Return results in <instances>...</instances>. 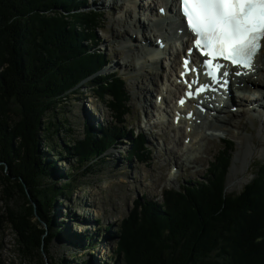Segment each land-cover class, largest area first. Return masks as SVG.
<instances>
[{
  "label": "trees",
  "instance_id": "obj_1",
  "mask_svg": "<svg viewBox=\"0 0 264 264\" xmlns=\"http://www.w3.org/2000/svg\"><path fill=\"white\" fill-rule=\"evenodd\" d=\"M83 2L0 0L1 199L8 202L16 193L24 198L18 209L6 205L0 232L10 224L19 250L31 261L44 262L43 248L47 251L49 241L55 234L61 236L63 228L62 222L51 227L55 218L50 212L53 198L61 193L43 181L52 168L50 162L44 164L40 146L53 135L51 128L57 133L60 125L48 116L68 96L69 88L76 90L81 80L108 61L90 47L102 29L101 15L81 10ZM91 80L102 97L108 94L116 124H108L100 134L91 130L93 137L76 138L66 148L83 165L115 145L129 112V93L121 76L101 73ZM145 137H132L129 160L145 155ZM233 143L228 141L229 149ZM58 149L63 155V148ZM225 157L226 162L212 163L206 180L182 191H165L163 204L145 196L136 200L117 232L116 261L142 264L144 256L143 264H264V163L239 193H226L231 153ZM67 179L61 192L74 181L71 174ZM213 203V213L203 218ZM74 237L78 240V235Z\"/></svg>",
  "mask_w": 264,
  "mask_h": 264
},
{
  "label": "rangeland",
  "instance_id": "obj_2",
  "mask_svg": "<svg viewBox=\"0 0 264 264\" xmlns=\"http://www.w3.org/2000/svg\"><path fill=\"white\" fill-rule=\"evenodd\" d=\"M84 1L86 7H80L81 10L96 11L102 18L100 26L103 30L98 29L99 37L92 46L90 45L91 50L99 51L97 53L107 57L110 64L101 71L86 76L79 82L76 90L69 88L68 96L63 98L48 116V119L56 120L60 125H58L57 133H54L56 130L53 127L51 128L53 135H50L49 141L44 139V145L40 146L41 155L45 160L44 164L50 162L49 166L52 168V170H49L52 175H47L43 181L49 187L53 185L57 192L61 193L58 197L53 198L50 212L55 218L52 228L56 224L63 223L62 235L55 234L56 236L49 241L47 251L43 248L45 263L42 259H39L40 263L36 259L31 261L28 257L22 255L18 247L16 232L7 223L0 232V264H56L63 261L65 264L66 260L69 264H123L122 261H116L115 250L116 247L118 248L117 244L119 243L117 232L122 226V221L135 207V201L138 198L145 196L148 200L163 204V197L166 196V194H163L165 188L181 189L183 182L185 185H191L195 180H197V183L206 180L211 175L209 170L212 163L227 161L226 152L231 153V161L225 177L224 191L226 193H239L246 184L250 183L261 164L264 163V132H259L260 122L255 125L245 116L246 114L237 112L232 116L227 113L224 115L226 118L230 117L232 123L238 121L236 116L244 115L239 117L243 119L241 125L239 127L233 126L242 136L254 139L252 144L248 142L244 146V156L239 155L242 146L240 138L221 130L220 134L222 135H208V132L205 131L208 127H205L204 130L200 131V135L198 134L197 141L194 140L190 146L194 145L196 148L201 144L200 139L206 141V137H208L211 139L209 140L211 151L209 153L205 152L206 146H204L202 150L193 152V158L196 157L197 160H192L191 163L181 161L191 140L190 136L187 139L184 138L185 131L183 130H187L189 127H173L171 119L164 120L162 123L160 121L154 122L152 103L151 105L146 104L145 101L136 97L140 80L135 79V77L141 75L130 72L120 65L125 59L128 60V54L126 53L128 49L124 47L128 36H125V39L124 37L118 38L121 41L118 45L114 43V37H112L115 36L116 19L128 18L133 21L134 18L136 20V16L139 17L144 13H137L133 18L130 14L133 7L128 5L129 3L127 4L128 0H92L94 1L93 5L91 0ZM87 4L89 7H87ZM155 4L159 6L157 3ZM139 19L141 20V18ZM145 23L149 22L145 21ZM78 25L81 26L82 24L78 23ZM153 32H156V29ZM133 51L135 62L143 61L147 63V59L151 58L143 53L144 50L134 49ZM118 61L119 65L109 69L110 65L113 66ZM166 65V63H163V66L162 63L159 64L161 75L164 74ZM116 68H119V74L125 77V87L129 93L128 105L130 109L128 108V110L130 112L125 115L126 118L124 117L126 126H121L120 132L117 133L119 136L116 138V140H120L111 149H107L102 157L98 155L93 161H87L84 165L79 164L72 158V151L67 153L66 148H71L76 138L93 137L92 131L100 134L101 128H104V126L112 123L116 124L115 113L111 110L108 102V94L102 97L93 86L94 80H91L92 76ZM260 87L264 88V86ZM160 92L153 91L154 94L151 96L153 102L156 101V96H159ZM168 97L169 102L175 100L172 94H169ZM260 101V99H254L252 102L247 103L253 107ZM238 106L237 104L235 107ZM143 113H146L148 117H145ZM256 113L257 110L254 111V114ZM197 125H200V122L190 125L193 132H196L202 126V124L200 127ZM142 130L146 132L145 142L150 151L139 158L129 160L127 150L132 147V136L136 137L138 132ZM131 131H133V135ZM228 141L234 143L231 149L227 148L226 150L225 143L228 144ZM60 146L63 148V155L58 153ZM179 153L182 154L179 155ZM221 155L226 159L219 158ZM180 162H183L181 163L183 166ZM172 164L177 166L178 169L176 168V170L181 169L180 172L177 171L180 173L178 177L175 169L172 168L169 171ZM85 165L86 167H84ZM69 174L72 175L74 181L68 187L69 189L61 192L62 185L68 181ZM2 196V187H0L1 215H7L6 205L18 209L24 203V198L19 193H16L8 202L1 199ZM33 203L36 206V202ZM213 205L214 203L206 207L203 211V218L213 213ZM48 230L49 232L53 231L51 228H48ZM86 234L94 236V240L91 242L86 236L83 237ZM75 235H78V240L74 237ZM62 237H65V239ZM74 240L78 241V244ZM90 243L93 247H86ZM140 259L142 260L139 261L143 264L144 256Z\"/></svg>",
  "mask_w": 264,
  "mask_h": 264
},
{
  "label": "bare ground",
  "instance_id": "obj_3",
  "mask_svg": "<svg viewBox=\"0 0 264 264\" xmlns=\"http://www.w3.org/2000/svg\"><path fill=\"white\" fill-rule=\"evenodd\" d=\"M153 1L155 3H157V5H159V6L161 4L167 3V0H153ZM91 3L93 5L94 1L91 0ZM128 3L130 6L133 7L132 12L130 13L133 18L135 16V14H137V13L140 14L142 12L141 8L139 6V3H137L135 6H134L133 0H128ZM137 6H138V8H137ZM87 7H89L88 4H87ZM134 19H133V21L132 20L130 21L128 18L116 19V23H115L116 27H115V33H114L115 36H112V37H114V43L116 45H118L121 42L118 40V38L124 37V39H125V36H128V37L130 36L125 41V44H124V47H127V49H128V51L126 52L128 54V60L125 59L123 62L120 63V65L125 67V69L130 71V72H135V73H138L141 75L139 77H135V79L140 80V87H139V90L136 92V97L138 99L145 101L146 104L148 103L151 105V103H152V105H154L156 101L153 102L151 96L154 94L153 93L154 90L157 91V93L160 92L161 80L163 79V78H161L163 75L160 74V70H159L160 69L159 64L161 65V63H162L161 56L156 57L155 55H151L152 59H153L151 64H149V63L147 64L143 61L135 62L136 59L134 58V55H133L134 51L133 50L134 49H140V50H144V52H145L146 49H145L142 41L148 42L155 35L157 36V39L159 37H161V38H163V40L165 42H168L169 41L168 38H169L171 31H168L166 34H164L161 27H160V29L158 28V25L160 24V23H158L156 32H153L154 28H152L149 25V23H145V20L141 24L140 20H137V19L134 20ZM156 22H159V21H156ZM141 33H142V36H141ZM161 52H163L162 55L163 54L165 55L166 53H168V49L166 48L165 50H163ZM177 54H178V57L176 56V58L179 59V54H180L179 50H177ZM176 58L171 63V66L173 68H176V65L178 62V61H176ZM256 59H257V63L254 65V67H252V69L250 71L245 70L242 67H238V68L234 69L235 74L240 70L242 71V74L236 75L235 77L230 78L231 86L229 87V92H228L229 97L227 100H224L222 102L223 106L218 109V112L216 113L215 116H213L212 118L207 117V115L202 116V115H200V113L192 110L193 117H195V122L197 123V119L202 121V126H201V124L197 125V126H199V127L201 126L200 127L201 130H204L205 127H208V129H205V131L208 132V135L209 134L222 135V134H220L221 133L220 130H221L224 133L232 134L233 136L240 138L241 144H242V146L240 147V150H239L240 156L245 155L244 154L245 153L244 146H246L248 144V142L252 144L254 139H252L250 137L242 136L240 134V132L235 130V128L233 127V126L239 127L241 125V123L243 122V119H241L239 117L240 116L243 117L244 115L236 116L238 118V121L235 123H232V120L230 119V117L226 118L224 114L227 113L229 116H232L235 112L246 114L245 116H247L250 119V121L253 122L255 125H257V123L260 122V124H261L260 128H258L257 126H255V127H257L259 129V132H261V133L264 132V88L260 87V86H264V48H262L260 50V53ZM117 65H119V61L116 62L115 64H113V66L110 65L109 69L113 68L114 66H117ZM254 99H260L261 101H260V103L251 107L249 105V103L252 102ZM163 101L166 103L167 99L164 98ZM247 102H249V103H247ZM219 103L221 104V102H219ZM156 104H157V102H156ZM237 104L239 106L236 108L235 106ZM187 105H188V103H186V105H182L181 108H183V109L187 108ZM175 106H176V104H175ZM256 110H257V113L254 114V111H256ZM173 124H172V126H174ZM185 124L186 123L178 124V127L182 128V126H184L187 128L189 124H187V125H185ZM192 129H193V126H192ZM196 129H198V128H196ZM198 130H200V129H198ZM183 131H185L184 132V135H185L184 138H187L188 136H190L191 140L188 144V146H189L187 148L188 150L186 152H184L185 154L183 155L181 161H184L186 163L187 162L191 163L192 160H197L196 157L193 158V152L195 153L198 150H202L204 146H206L205 152L209 153L211 151V148L209 146V140H211V139L206 137V134H205V137H206L207 142L204 139H202V140L200 139V142H201L200 146H197L195 148L194 145L193 146H190V145H192L194 140L197 141L200 134L197 135L196 132L193 134L192 133L188 134L187 130H185V129ZM178 152H180V151H178ZM181 154L182 153H179V155H181ZM181 163H183V162H180V164ZM177 171L180 172L181 169H179ZM84 221H89V220H84ZM86 224L88 225V223H86Z\"/></svg>",
  "mask_w": 264,
  "mask_h": 264
},
{
  "label": "snow or ice",
  "instance_id": "obj_4",
  "mask_svg": "<svg viewBox=\"0 0 264 264\" xmlns=\"http://www.w3.org/2000/svg\"><path fill=\"white\" fill-rule=\"evenodd\" d=\"M180 6L189 29L198 37V47L203 40L205 47L225 54L233 62L253 67V56L264 48V0H180ZM188 64L186 60V68Z\"/></svg>",
  "mask_w": 264,
  "mask_h": 264
}]
</instances>
